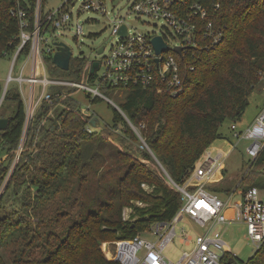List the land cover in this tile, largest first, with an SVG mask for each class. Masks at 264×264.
<instances>
[{"label":"trees","instance_id":"trees-1","mask_svg":"<svg viewBox=\"0 0 264 264\" xmlns=\"http://www.w3.org/2000/svg\"><path fill=\"white\" fill-rule=\"evenodd\" d=\"M16 1L0 0V56L11 53L17 43L19 22L10 14ZM35 1L22 2L27 10L30 7V17ZM207 1L210 4L216 0ZM218 1L221 6L216 22L225 26L222 42L217 47L198 50L194 57H185L187 64H181L184 91L170 94L157 92L154 86L124 87L126 98L119 107L122 112L113 108V125L88 131L85 127L93 114L82 112L78 100L69 96L74 89L49 87L50 98L43 99L34 111L28 126L33 125L28 144L19 159L27 156V163H39L37 170L42 174L24 184L26 193L20 209L0 222L4 229L0 248L12 246V264H120L108 259L112 255L103 242L118 241L119 249L128 250L130 243L119 240H130L153 222L168 221L174 216L182 197L170 180L180 184L186 179L210 143L223 137L220 125L239 116L248 105L251 90L264 83V0ZM45 64L50 76H58L59 68L51 56H46ZM86 70L87 60L74 57L65 76L78 80ZM4 99L14 100L17 108L8 117L7 127L0 131L6 151L0 167V186L4 164L13 159L25 122V105L17 88L8 89ZM52 109L55 116L49 114ZM145 116L153 119L148 132L143 133L148 150L141 148L139 154L131 153L126 150L125 133L135 141L139 139L127 119L141 131ZM59 120L65 133L60 142H55V137L47 135L60 128ZM42 134L46 144L36 158H30L32 143ZM116 142L121 146H115ZM263 165L264 151L250 172L242 175L239 185L264 186ZM20 173L17 167L13 176L19 178ZM143 183L149 191L141 187ZM72 184L79 197H74L71 206L73 223L58 233V252L46 250V257L36 261L32 250H37L39 243L48 245L53 237L51 231L43 230L51 220H43L44 212L40 215V210ZM31 189L35 193L31 194ZM125 207L132 208L130 218L135 220L123 218ZM31 216L43 221L33 227ZM238 263L264 264V242L247 261ZM0 264H7L1 249Z\"/></svg>","mask_w":264,"mask_h":264},{"label":"built area","instance_id":"built-area-1","mask_svg":"<svg viewBox=\"0 0 264 264\" xmlns=\"http://www.w3.org/2000/svg\"><path fill=\"white\" fill-rule=\"evenodd\" d=\"M26 1L17 0L10 9V14L18 19L19 33L16 46L11 52L12 65L5 83L0 85L1 106L9 89V83L17 82V90L25 105L23 132L29 126L40 102L50 98L48 89L51 86L81 90L89 98L106 100L109 99L100 89L114 91L139 85L154 86L157 92L164 91L170 94L182 92L185 85L181 64L186 63L185 57L191 58L198 50H208L219 46L224 36L225 26L216 22L217 12L221 6L218 0L210 4L207 0H133L129 11L139 17L161 19L170 29L169 36L137 30L130 32L128 25L124 23L123 16H113L111 33L116 35L118 40L108 55L101 60L85 58L87 70L78 80L50 76L45 58L46 56L52 58L55 52L52 44L55 39L52 34L55 29L67 28L70 24L74 16L71 11L74 1L63 0L57 7H48L44 10V2L47 0H36L32 17L28 15L30 7L27 6V10L22 5V2ZM84 11L106 14V0H82L75 15L78 16ZM122 25L126 27V35L119 33ZM44 33H50L52 37L50 45L42 48L41 40ZM82 34V26L77 23L75 35ZM156 36H160L167 45V48L158 54L152 44V39ZM170 37H175L177 42L172 45ZM47 41L45 39V43ZM175 47H181V54L175 51ZM104 50L103 46V50L100 53L97 50V53L102 54ZM21 57L24 61L19 68V73L13 76L12 69ZM71 58H74L72 53L70 60ZM94 62L98 65L92 72L91 67ZM189 67L193 69L192 66ZM261 90L264 92V83L261 84ZM118 111L122 112L120 108ZM127 122L137 133L138 128L128 119ZM140 127L144 125L141 124ZM85 128L91 131L92 127L87 123ZM231 129L234 132L233 136L237 139L249 140L245 148L249 156L244 172L246 174L250 172L256 159L264 151V108L243 131H236L235 123L231 124ZM218 140H224V138ZM229 146L227 150L217 148L212 150L210 146L195 162V166L182 183L178 184L170 180L182 197V203L174 216L168 221L153 222L144 232L130 240H119L130 243L128 250L119 249L118 241H115L113 243L115 250L123 251V253L117 256L111 253L110 259L118 260L120 264H230L228 257L232 256L238 263L240 260L231 252L223 239V230L217 228L232 223L242 224L245 227L246 236L253 245L252 253L260 248L264 242V186L250 185L239 191L238 183L233 189L223 188L215 191L209 185L212 179L222 173L224 161L233 148L231 144ZM261 172H264V165ZM238 191L239 197L232 201ZM184 220H191L202 232L195 235L184 233L179 242L186 248L175 262L168 261L162 255V250L166 244L176 238L177 225ZM180 231H183V228H180ZM128 256H130L129 261L126 260Z\"/></svg>","mask_w":264,"mask_h":264},{"label":"rangeland","instance_id":"rangeland-1","mask_svg":"<svg viewBox=\"0 0 264 264\" xmlns=\"http://www.w3.org/2000/svg\"><path fill=\"white\" fill-rule=\"evenodd\" d=\"M63 0H47L44 2L43 9L46 10L48 7H57L59 3ZM74 6L71 8V11L74 13L73 19L67 28H57L54 30L52 36H54L55 41H62L69 46L72 57L82 56L84 58H90L91 60H101L104 56L108 55L111 48L117 43L118 37L111 33V20L113 16H123L124 23L128 25L130 32L133 30L142 31L145 33H156L164 34L169 36L170 29L161 19H155L147 16H137L134 12L129 11L130 4L133 0H106V14L92 11H84L78 16L75 15L76 10L79 9L82 0H73ZM79 23L82 26L83 34L76 36L75 35V25ZM50 33H44L42 35L41 47L44 48L46 45H50V38L52 37ZM45 39L48 40L45 43ZM170 42L173 45L177 42V39L170 37ZM104 46L105 50L102 54H98L97 50L99 47ZM13 55L11 53L0 56V85L2 86L5 83L7 75L9 73L10 67L12 65ZM24 58L21 57L18 59L16 64L12 69V75L16 76L19 73V68L23 63ZM27 69L25 70V72ZM66 70L59 69L58 77H66ZM26 74V73H25ZM26 86V84H24ZM23 86V87H24ZM17 88V82L12 81L9 83V90ZM101 92L110 100L104 98L96 99L93 101L92 97H87L86 94L81 90H73L69 92V96L74 99H77L81 111L87 114H93L97 116L100 120L101 127H110L113 125L114 109L118 110L120 105L125 101L126 90L125 88H120L114 91H107L100 89ZM27 91V90H26ZM1 98V93H0ZM17 108V103L11 99H4L0 106V117H9L14 114ZM118 108V109H117ZM264 108V92L261 90V83H258L250 92L248 96V105L242 113L235 117L234 119H226L220 125V132L224 140H214L210 143L209 147L214 150L216 148H221L227 150L231 144L233 147L224 161V168L221 174H218L214 179L209 183L210 186H214L212 189L217 191L223 188L233 189L238 182L241 180L242 175L244 174L249 156L245 152L246 146L249 144V140L246 139H237L233 136V130L231 129V124L235 123L237 126L236 131H243L249 124L253 122L255 117L261 113ZM49 114L55 116L54 109L50 110ZM173 118V117H172ZM145 128L141 131H137L136 137L138 141L133 140L127 133H125V146L126 150L131 153H138V150L145 148L148 150L147 144L144 141L145 136L143 133L148 132V129L151 127L152 118L145 116L144 118ZM60 128L53 132H50L47 135V138L55 137V142H60V137L65 133V128L59 120ZM31 127L22 132L17 150L13 159L10 162L4 164L3 168V177L2 183L0 186V222L7 217H13L12 214L16 213L20 209L21 198L24 197L26 193L25 185L28 184V181L31 178L39 177L42 173L38 172L37 166L33 163H27V156H24L22 161H19L20 156L23 154L24 150L27 147L29 133ZM154 129L157 127V123L153 124ZM118 128H121V125H118ZM100 130V128H98ZM96 130V129H95ZM98 130V131H99ZM44 134L37 137L32 143V151H29L30 158H36V155L39 152L41 146L45 145L46 138H43ZM220 139V138H219ZM70 141L69 139H64L63 141ZM230 144H228V143ZM115 146H121L119 142L115 143ZM224 147H219L224 145ZM208 147V148H209ZM207 148V149H208ZM6 157L5 144L0 139V167L3 160ZM158 162V161H157ZM161 169L164 172V168L159 164ZM19 167L21 172L15 178L13 176L16 168ZM189 174V172H188ZM187 174V175H188ZM186 175V177H187ZM18 184V186L16 185ZM141 187L149 191L150 188L146 183L141 184ZM244 188L243 185H240L239 191ZM239 191L233 196L232 201H235L239 197ZM31 194L35 193V190L31 189ZM4 193L3 197L2 194ZM75 193V184L70 185L63 195L56 196L49 202L44 204V207L40 210V215L44 212L43 220H51L49 225L44 226V232H49L53 234L52 239L48 245L38 244L39 247L37 250H32L35 254L33 259L36 261L43 260L46 256V250H51L58 252V233L66 230L73 223V210L71 206L73 205V199L76 197ZM78 197V196H77ZM223 198V196H220ZM2 198V199H1ZM79 198V197H78ZM132 203L143 205L139 201L133 200ZM76 209H74V212ZM132 208L125 207L123 209V218L135 220V218H130ZM59 214V215H58ZM30 222L33 227H36L39 224L40 219L37 216H31ZM72 228V227H71ZM180 228H183V231H180ZM220 230H223V239L228 244L231 249V252L234 253L237 258L241 261H247L252 256L253 245L246 236L245 227L242 224L232 223L230 225H224L217 227ZM4 232L3 227L0 228V236ZM202 230L191 221L184 220L177 225V236L174 240L166 244L162 250V255L168 261L175 262L182 251L186 248L182 243L179 242V239L184 236V233L187 235H195L196 233H201ZM150 238V236H148ZM108 244V250L112 255H118L123 253V251L115 250V245L113 241H106ZM102 244V243H101ZM42 245V246H41ZM4 253V259L7 264H12L13 254L12 246H7L0 248ZM102 249V248H101ZM36 251V252H35ZM105 255V254H104ZM107 258V257H106Z\"/></svg>","mask_w":264,"mask_h":264},{"label":"water","instance_id":"water-1","mask_svg":"<svg viewBox=\"0 0 264 264\" xmlns=\"http://www.w3.org/2000/svg\"><path fill=\"white\" fill-rule=\"evenodd\" d=\"M119 33L121 35H126V27L124 25L121 26ZM52 44L55 47V52L52 56V62L55 66L62 70H68L71 51L68 45L61 41H53ZM152 44L155 49V52L158 54L167 48V45L164 43L160 36H156L152 39ZM103 50V46L98 49V53ZM181 47H175V51L178 54H181ZM98 63L94 62L91 67V71L97 67ZM9 118L8 117H0V131L4 130L8 125ZM88 124L91 127H100V120L97 116L93 115L90 117ZM228 263L230 264H238L234 257H228Z\"/></svg>","mask_w":264,"mask_h":264},{"label":"crops","instance_id":"crops-1","mask_svg":"<svg viewBox=\"0 0 264 264\" xmlns=\"http://www.w3.org/2000/svg\"><path fill=\"white\" fill-rule=\"evenodd\" d=\"M217 141H218V139H217ZM221 141H222V140H221ZM227 143H228V142H227ZM228 144H230V143H228ZM221 146H222V147H223V146L225 147L226 144H224V145H220L219 147H221ZM226 147H227V146H226ZM217 149H219V148H217ZM221 149H222V148H221ZM211 187H214V186H211ZM103 243H105V242H103ZM103 243H102V244H103ZM130 256H131V255H130ZM130 256H128V258L126 259L127 261L130 260ZM108 259H110V258H108Z\"/></svg>","mask_w":264,"mask_h":264}]
</instances>
